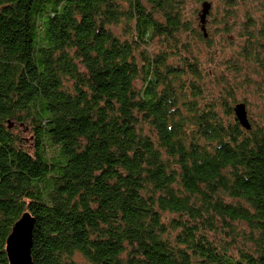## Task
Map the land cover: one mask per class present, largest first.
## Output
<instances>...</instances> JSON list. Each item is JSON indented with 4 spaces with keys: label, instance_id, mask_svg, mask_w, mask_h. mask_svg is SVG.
<instances>
[{
    "label": "trees",
    "instance_id": "obj_1",
    "mask_svg": "<svg viewBox=\"0 0 264 264\" xmlns=\"http://www.w3.org/2000/svg\"><path fill=\"white\" fill-rule=\"evenodd\" d=\"M211 1L205 38L186 0H0V264L25 213L33 264H264V122L241 126L233 86L207 97L191 48L249 0ZM251 2L230 62L248 86Z\"/></svg>",
    "mask_w": 264,
    "mask_h": 264
},
{
    "label": "rangeland",
    "instance_id": "obj_2",
    "mask_svg": "<svg viewBox=\"0 0 264 264\" xmlns=\"http://www.w3.org/2000/svg\"><path fill=\"white\" fill-rule=\"evenodd\" d=\"M206 1L212 3L213 9L214 2L211 0ZM254 6L255 3L249 0L246 4L247 8H245L240 1V7L237 8L235 17L225 20L233 24L229 32H222L223 25H217L215 30L220 29V31L213 33L215 37L211 45L191 42V48L194 49L196 56H198L206 70H210L211 72L210 77L207 78L209 86L207 97L212 96V98H215L220 95L223 87L228 88L229 86H233L235 88V96L240 101L239 103L246 104L250 121L261 125L264 122V71L259 70V75H253V82L248 86L245 83L243 73H236L230 64L231 61L237 60L241 52L243 40L240 38L239 31L246 20L245 9L253 10L257 23H260L262 20L263 13L257 11L258 6ZM199 10H201V3H197L195 0H186L184 6L186 19L192 21L195 26L199 24L196 13ZM235 24H237L236 27H234ZM116 32L118 34L124 33L123 23L116 28ZM160 47L162 46L159 39H155L151 44L152 51H158ZM75 260L78 264H86L85 259L81 255H76Z\"/></svg>",
    "mask_w": 264,
    "mask_h": 264
},
{
    "label": "water",
    "instance_id": "obj_3",
    "mask_svg": "<svg viewBox=\"0 0 264 264\" xmlns=\"http://www.w3.org/2000/svg\"><path fill=\"white\" fill-rule=\"evenodd\" d=\"M211 10V2L204 1L201 3L198 20L205 38L208 37L206 26ZM234 112L241 126L246 130H251L252 124L248 117L246 104H237ZM34 226L35 219L29 213H25L14 225L6 244V253L10 264H33L31 250L33 246Z\"/></svg>",
    "mask_w": 264,
    "mask_h": 264
}]
</instances>
